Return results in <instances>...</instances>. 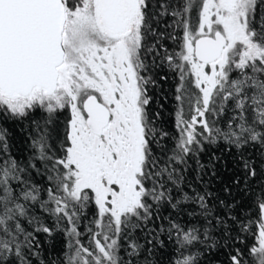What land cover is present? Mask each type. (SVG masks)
Wrapping results in <instances>:
<instances>
[{
	"label": "snow or ice",
	"instance_id": "6c2138e0",
	"mask_svg": "<svg viewBox=\"0 0 264 264\" xmlns=\"http://www.w3.org/2000/svg\"><path fill=\"white\" fill-rule=\"evenodd\" d=\"M0 264H264V0H0Z\"/></svg>",
	"mask_w": 264,
	"mask_h": 264
},
{
	"label": "trees",
	"instance_id": "16d2710c",
	"mask_svg": "<svg viewBox=\"0 0 264 264\" xmlns=\"http://www.w3.org/2000/svg\"><path fill=\"white\" fill-rule=\"evenodd\" d=\"M167 90H168V86L165 85L164 86V89H163V91H161L160 95L162 96L163 95V92L164 91H167ZM160 102L161 103H164L166 105L168 104V102L167 101H164V100H161ZM165 119H169L170 120V117L167 116V113H165ZM23 135H24L23 133H19L18 134V136H17V142L20 143V145H21L22 148H26V144L23 143Z\"/></svg>",
	"mask_w": 264,
	"mask_h": 264
}]
</instances>
